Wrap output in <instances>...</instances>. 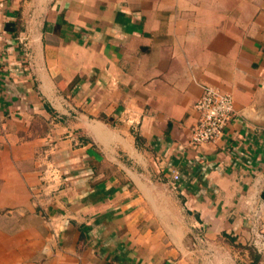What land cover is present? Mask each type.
<instances>
[{
    "label": "crops",
    "instance_id": "1",
    "mask_svg": "<svg viewBox=\"0 0 264 264\" xmlns=\"http://www.w3.org/2000/svg\"><path fill=\"white\" fill-rule=\"evenodd\" d=\"M256 224L264 0H0V264H264Z\"/></svg>",
    "mask_w": 264,
    "mask_h": 264
},
{
    "label": "built area",
    "instance_id": "2",
    "mask_svg": "<svg viewBox=\"0 0 264 264\" xmlns=\"http://www.w3.org/2000/svg\"><path fill=\"white\" fill-rule=\"evenodd\" d=\"M194 108L199 113L195 125L191 128L190 142L193 145H200L206 142H212L223 134L224 128L228 121L234 114L233 98L230 94L221 92L220 90L204 86L201 95L194 103ZM46 162L43 163L40 180V189H53V185L59 178V169L53 165L52 161L45 157ZM172 177L174 180L178 178V174L173 172ZM49 193L52 191H48ZM56 234V230L53 229ZM253 244L257 248L264 246V232L259 225L253 228Z\"/></svg>",
    "mask_w": 264,
    "mask_h": 264
},
{
    "label": "trees",
    "instance_id": "3",
    "mask_svg": "<svg viewBox=\"0 0 264 264\" xmlns=\"http://www.w3.org/2000/svg\"><path fill=\"white\" fill-rule=\"evenodd\" d=\"M253 255V254H252ZM254 256V255H253Z\"/></svg>",
    "mask_w": 264,
    "mask_h": 264
}]
</instances>
